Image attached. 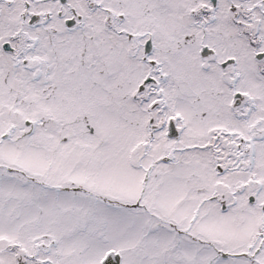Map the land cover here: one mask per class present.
Returning a JSON list of instances; mask_svg holds the SVG:
<instances>
[{
	"label": "snow or ice",
	"instance_id": "obj_1",
	"mask_svg": "<svg viewBox=\"0 0 264 264\" xmlns=\"http://www.w3.org/2000/svg\"><path fill=\"white\" fill-rule=\"evenodd\" d=\"M0 264H264V0H0Z\"/></svg>",
	"mask_w": 264,
	"mask_h": 264
}]
</instances>
